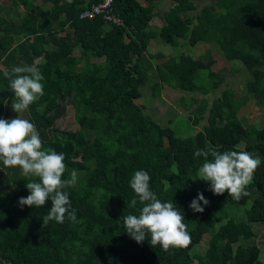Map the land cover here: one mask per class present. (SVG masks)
I'll return each instance as SVG.
<instances>
[{
	"label": "trees",
	"instance_id": "obj_1",
	"mask_svg": "<svg viewBox=\"0 0 264 264\" xmlns=\"http://www.w3.org/2000/svg\"><path fill=\"white\" fill-rule=\"evenodd\" d=\"M16 1L21 14L14 13L16 5H0V117L16 115L3 71L35 64L44 77V94L25 116L44 147L65 154L62 178L78 170L76 185L67 189L77 220L45 221L47 199L40 207L19 205L18 198L28 195L25 184L35 178L22 175L16 166L0 164V264H24L31 258L45 264H192L194 259L200 264H264L260 248L248 243L255 236L254 226H264V123L245 124L238 116L245 100L233 99L230 89L213 97L211 104L204 98L193 110L196 120L206 112L205 123L194 135L179 136L176 124L162 126L144 113L136 100L154 75L152 61L157 58L147 55L152 38L147 28L155 15L152 1L142 5L138 0H113L119 26L99 17L79 18L102 0H52L49 6L11 0ZM172 1L162 11L156 36L173 47L200 40L216 45L225 59L236 56L246 75L247 96L264 108V0H214L194 15V0ZM154 68V95L161 86L216 95L211 84L223 81L219 72L204 68L202 60L187 53ZM66 106L73 110L77 130L55 127ZM208 147L260 157L247 195L234 200L227 191L213 194L199 179L202 158H194L193 152ZM139 169L149 174L157 197L172 200L183 213L188 245L165 250L151 244L148 235L137 243L118 223L122 215L138 214L139 202L129 207V180ZM197 192L208 201L200 213L189 208ZM227 205L236 206L235 217H228ZM204 235V253L191 256Z\"/></svg>",
	"mask_w": 264,
	"mask_h": 264
},
{
	"label": "clouds",
	"instance_id": "obj_2",
	"mask_svg": "<svg viewBox=\"0 0 264 264\" xmlns=\"http://www.w3.org/2000/svg\"><path fill=\"white\" fill-rule=\"evenodd\" d=\"M2 75L8 80L12 92L11 109L15 118L0 117V164L16 166L22 175L33 177L25 184L28 195L18 198L21 206L40 207L46 199L50 208L44 220L63 223L67 217L76 221V211L71 206L67 189L78 181V170L72 169L66 178L65 154L53 148L44 147L39 132L33 122L21 118L17 113L26 111L43 94V74L35 64L13 65ZM193 157L202 158L197 172L199 179L208 184L213 194L227 191L234 200L247 195L246 186L251 182L254 170L261 163L258 156L245 150H217L213 147L196 149ZM210 157V158H209ZM147 171H134L129 180L133 196L129 207L139 202L138 214L122 215L119 224L137 243L150 236L151 244H159L163 249L183 247L190 243V233L183 213L172 200L162 201L150 188ZM208 201L197 192L190 201L193 212H203Z\"/></svg>",
	"mask_w": 264,
	"mask_h": 264
},
{
	"label": "rangeland",
	"instance_id": "obj_3",
	"mask_svg": "<svg viewBox=\"0 0 264 264\" xmlns=\"http://www.w3.org/2000/svg\"><path fill=\"white\" fill-rule=\"evenodd\" d=\"M140 4L145 5L147 0H138ZM154 4V17L148 24V31L151 32V40L147 46V55H154L157 58L152 61L154 75L150 78V81L144 84L141 88L142 96L136 100L138 105H141L144 113L149 115L155 122L162 126L170 125V123L176 124V134L182 137L189 135H194L197 131L201 129L205 123L206 112H203L204 118L199 120L195 119V114L193 110L196 108L199 109V106L202 105V100L207 98L209 104L213 97L220 96V92L225 89L232 90L233 99L245 100V104L239 109L238 116L243 118L245 124H256L261 125L264 123V108H260L255 104V101L247 96L245 91V73L239 69V63L234 58L225 59L218 48L214 44H207L200 40H195L191 42L188 40L187 45L184 47H173L163 43L155 34L156 28L160 27L162 24L161 15L162 11L168 9L173 5L172 0H151ZM214 0H194L196 9L190 14L194 15L201 6L204 4L213 3ZM37 5H47L49 6L52 3V0H35ZM0 5L4 8L11 7L16 5L18 8H13L14 13L21 14L22 8L19 4V1H16V4H12L11 0H0ZM222 14L223 11H220ZM15 16V15H14ZM193 27V24H192ZM190 39V38H189ZM76 53H79V50L76 49ZM181 53H187L190 57L195 59H200L204 63V68H208L214 72H219L223 76V81L213 82L211 85L215 88L214 92L216 95L212 94H202L199 92H184L179 90L171 89L167 86H161L158 95H154V91L151 88V85L156 81L157 72H155V65L160 64L162 61L169 57H178ZM183 100V105L178 106V101ZM12 103V100H11ZM191 103L189 108L185 106ZM205 108L204 110H207ZM12 113H15L12 111ZM11 113V114H12ZM16 114V113H15ZM21 118H26L25 111L22 113H17ZM189 116V120L187 119ZM16 116V115H15ZM15 116L10 117L9 119L15 118ZM177 117H180L177 119ZM173 126V125H170ZM55 127L59 130H77L78 124L74 120V113L70 106H66L65 115L55 122ZM234 205H227L228 217H235ZM224 221L220 222L218 225L223 224ZM216 226V227H217ZM255 236L248 243L257 245L262 253L260 257L261 260L264 259V226L255 225L254 226ZM208 240V235H204L201 242L194 246L190 250L191 256L202 255L206 249V244ZM263 258V259H262ZM24 264H45V262L40 259H28ZM192 264H200L197 259H194Z\"/></svg>",
	"mask_w": 264,
	"mask_h": 264
},
{
	"label": "built area",
	"instance_id": "obj_4",
	"mask_svg": "<svg viewBox=\"0 0 264 264\" xmlns=\"http://www.w3.org/2000/svg\"><path fill=\"white\" fill-rule=\"evenodd\" d=\"M113 0H102L99 3L91 5L88 9L82 11L79 15L80 19L101 18L105 23L119 26L122 21L119 16L112 12Z\"/></svg>",
	"mask_w": 264,
	"mask_h": 264
}]
</instances>
